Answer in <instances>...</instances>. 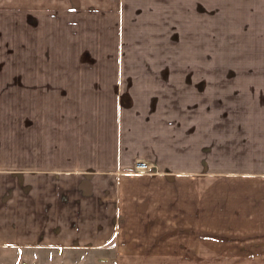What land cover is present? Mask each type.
<instances>
[{
    "label": "crops",
    "instance_id": "obj_1",
    "mask_svg": "<svg viewBox=\"0 0 264 264\" xmlns=\"http://www.w3.org/2000/svg\"><path fill=\"white\" fill-rule=\"evenodd\" d=\"M112 2L0 0V252L264 264V56Z\"/></svg>",
    "mask_w": 264,
    "mask_h": 264
},
{
    "label": "rangeland",
    "instance_id": "obj_2",
    "mask_svg": "<svg viewBox=\"0 0 264 264\" xmlns=\"http://www.w3.org/2000/svg\"><path fill=\"white\" fill-rule=\"evenodd\" d=\"M123 2L130 7V17L135 23L139 13L145 20L158 18V0H111ZM174 0V19L176 33L182 31L184 2ZM207 48L213 49L209 37L220 39L219 51L222 53L224 68H249L262 64L256 57L264 56V0H205ZM113 3V2H112ZM175 33V36L177 35ZM180 34L179 40L180 41ZM176 38V44H177ZM75 254L59 255L44 253L39 257L15 255L0 252V264H87L79 261ZM89 264V263H88Z\"/></svg>",
    "mask_w": 264,
    "mask_h": 264
},
{
    "label": "built area",
    "instance_id": "obj_3",
    "mask_svg": "<svg viewBox=\"0 0 264 264\" xmlns=\"http://www.w3.org/2000/svg\"><path fill=\"white\" fill-rule=\"evenodd\" d=\"M134 171L138 172H149L147 165L141 161H138L135 165Z\"/></svg>",
    "mask_w": 264,
    "mask_h": 264
}]
</instances>
